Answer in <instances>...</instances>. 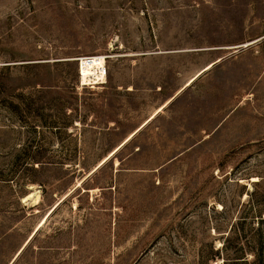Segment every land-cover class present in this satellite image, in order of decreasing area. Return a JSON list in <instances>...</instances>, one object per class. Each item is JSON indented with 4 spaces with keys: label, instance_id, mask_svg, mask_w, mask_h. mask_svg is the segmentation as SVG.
Segmentation results:
<instances>
[{
    "label": "rangeland",
    "instance_id": "1",
    "mask_svg": "<svg viewBox=\"0 0 264 264\" xmlns=\"http://www.w3.org/2000/svg\"><path fill=\"white\" fill-rule=\"evenodd\" d=\"M0 264H264V0H0Z\"/></svg>",
    "mask_w": 264,
    "mask_h": 264
},
{
    "label": "built area",
    "instance_id": "2",
    "mask_svg": "<svg viewBox=\"0 0 264 264\" xmlns=\"http://www.w3.org/2000/svg\"><path fill=\"white\" fill-rule=\"evenodd\" d=\"M89 56H85L82 58H88ZM81 60V59H80ZM80 60L78 62V73H79V80L83 84H96L102 83L105 80V65L104 61L101 64H98L94 68H91L88 73H82L80 70Z\"/></svg>",
    "mask_w": 264,
    "mask_h": 264
},
{
    "label": "bare ground",
    "instance_id": "3",
    "mask_svg": "<svg viewBox=\"0 0 264 264\" xmlns=\"http://www.w3.org/2000/svg\"><path fill=\"white\" fill-rule=\"evenodd\" d=\"M102 61H103V57H91V58H87V59L83 58L80 60V66L79 67H80V70L82 73H88L91 68H94L98 64H101ZM45 220H46V218H45Z\"/></svg>",
    "mask_w": 264,
    "mask_h": 264
}]
</instances>
